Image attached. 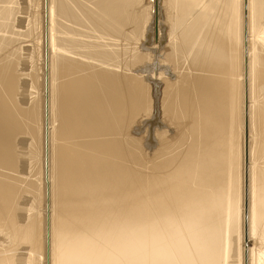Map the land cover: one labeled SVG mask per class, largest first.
I'll list each match as a JSON object with an SVG mask.
<instances>
[{
    "label": "bare ground",
    "instance_id": "6f19581e",
    "mask_svg": "<svg viewBox=\"0 0 264 264\" xmlns=\"http://www.w3.org/2000/svg\"><path fill=\"white\" fill-rule=\"evenodd\" d=\"M238 1L0 0V264H264V0Z\"/></svg>",
    "mask_w": 264,
    "mask_h": 264
},
{
    "label": "rangeland",
    "instance_id": "374dc122",
    "mask_svg": "<svg viewBox=\"0 0 264 264\" xmlns=\"http://www.w3.org/2000/svg\"><path fill=\"white\" fill-rule=\"evenodd\" d=\"M245 1L246 0H244V4H245ZM257 1H259V0H254L253 2H254V5H253V8L252 9H256V5H257ZM239 2V4H243V0H239L238 1ZM36 3H37V5H39L40 4V0H36ZM241 4V5H242ZM243 4V5H244ZM256 4V5H255ZM241 5H239V6H241ZM36 6V5H35ZM48 11H50V10H48ZM48 11H46L47 12V18L49 19L50 18V13H48ZM244 11V12H243ZM243 11H241V12H243L244 14H246V12H247V10H243ZM256 11V10H255ZM147 12V11H146ZM241 12L239 13V16L241 17L240 19H242V21H241V25L243 24V26H241V27H243L242 28V31L243 32H241V33H244V21H243V18H244V14L242 13V15H241ZM38 12H37V16H38ZM43 14V13H42ZM257 14V13H256ZM247 15H248V12H247V14H246V20H247ZM243 17V18H242ZM155 20V19H154ZM247 22V21H246ZM256 23V22H255ZM85 25L88 27V29L91 31V29L93 28V29H95L96 31L98 30L94 25H92V26H94V27H92L91 25H89V24H87V23H85ZM84 25V26H85ZM255 25V24H254ZM254 25H252V27H251V25H247V23H246V28L245 29H247L246 30V34L248 33L249 35H252V31L253 30H255V26ZM167 26V25H166ZM249 26V27H248ZM92 27V28H91ZM249 28H250V30H249ZM98 32V31H97ZM250 32V33H249ZM131 33L132 32H130V36L129 37H131V39L130 40H128L129 42H127L126 44H127V46L129 47V51H128V54L129 55H132V56H134L133 54H138L136 51H138V49L140 50L141 48H142V51H143V49L146 51L147 49V47H148V49L150 48V47H152V48H155V47H153V46H156V49L157 50H155L154 49V51H152L151 52V48H150V59H151V61H150V59H145V58H143V59H140V60H138V61H133V63H135L134 64V66H133V70H135V71H137L138 73H140L142 76H146L145 78H147V80H148V77L150 78V79H152V77H153V79L152 80H155V78L157 77V75H159V74H157V73H159L160 71H162L163 70V68L165 69H167L166 70V72L167 71H169L168 72V74H164V75H168L169 77H171V76H173V75H171L172 73H173V71L171 70H168L169 68L167 67V66H165V63H164V61H163V59H162V56H161V48L163 47V46H160V45H157V42L155 41V39L154 40H152L153 39V37L151 36L152 34H151V32H150V36H147L144 40L143 39H140V37H138V36H136L134 33H132V35H131ZM46 35H47V45H50V40L48 41V38L50 39V36H51V32L50 31H47V33H46ZM242 35V37H243V35L244 34H241ZM134 36H136V37H134ZM133 37V38H132ZM150 37V38H149ZM246 37H247V35H246ZM137 38V39H136ZM43 39H44V31H43ZM141 40V41H140ZM144 42H143V41ZM145 40H147L146 42H145ZM245 40V39H244ZM148 41H150V43L148 42ZM151 41L152 42H154V43H151ZM246 42H248V46H251V44H249V39L248 38H246V40H245ZM250 42H252V40L250 39ZM143 43V44H142ZM148 44V46H147V44ZM29 44V43H28ZM143 46H142V45ZM145 44V45H144ZM150 44L151 45H153V46H150ZM160 47V48H159ZM160 49V50H159ZM160 52H159V51ZM148 52V51H147ZM154 52V53H153ZM155 54V55H154ZM152 55V56H151ZM154 55V56H153ZM155 57V58H154ZM156 57H158V58H156ZM160 57H161V59H160ZM154 59V60H153ZM157 59H158V61H157ZM140 61V62H139ZM142 61V62H141ZM148 61H150V62H148ZM136 62H138V63H136ZM153 62V63H152ZM141 63V64H140ZM159 63V64H158ZM161 64V65H160ZM138 66V67H137ZM140 66V67H139ZM145 66V67H144ZM146 66H148V68L146 67ZM150 66V67H149ZM161 66V68H159ZM163 66V67H162ZM50 67V66H49ZM135 68V69H134ZM159 70H158V69ZM139 69H144V70H139ZM149 69V70H148ZM142 71V72H141ZM144 71V72H143ZM151 71H152V73H151ZM147 72V73H146ZM165 72V73H166ZM172 72V73H171ZM155 73V74H154ZM150 75V76H149ZM155 109V108H154ZM154 109L152 110V113H150V116L149 117H151L152 118V115H156V117L159 115L158 114V112L157 111H154ZM156 110V109H155ZM156 112V113H155ZM148 117V119H147V121L150 119ZM155 120V119H154ZM159 119H158V117H157V121H158ZM155 122H156V120H155ZM158 123H159V125L157 124V125H155L154 126V128H153V136L155 135V133H156V129H155V127L156 128H158V127H160V122L158 121ZM149 127V122L148 123H146V126H144L143 127V130H141V132H143L145 135H146V137L148 136V134H146V133H148V127ZM147 129V130H146ZM44 135V134H43ZM50 142H51V120L49 119V110H48V160L50 159ZM29 140L28 141H26L25 142V144L22 146L23 148H21V150L22 149H27L28 150V146H29ZM42 143H43V136H42ZM26 145V146H25ZM25 147V148H24ZM28 165V164H27ZM26 165V166H27ZM29 168V166L27 167V169ZM249 168H250V164H249V162H248V178H249ZM242 171H244V163H243V166H242ZM49 178V177H48ZM44 179V178H43ZM243 180H244V178H243ZM248 190H249V187H248ZM49 204H50V190H48V207H49ZM45 195H44V202H43V210H44V230H45ZM50 215V212H49V210H48V216ZM247 231V232H246ZM245 232H246V234L245 235H247L248 234V230H246ZM248 236V235H247ZM249 239V238H248ZM44 240H45V237H44ZM50 247H51V243H50V219H49V234H48V249L50 250ZM47 257H48V255H47ZM47 257H46V262H47ZM47 264H50V262L48 263L47 262Z\"/></svg>",
    "mask_w": 264,
    "mask_h": 264
},
{
    "label": "water",
    "instance_id": "95a60500",
    "mask_svg": "<svg viewBox=\"0 0 264 264\" xmlns=\"http://www.w3.org/2000/svg\"><path fill=\"white\" fill-rule=\"evenodd\" d=\"M155 111V109H154ZM156 113V112H155ZM156 122H155V120ZM149 122V128H148V136H147V143L149 146L154 145L155 141H154V136H153V128L155 125L159 124L157 119H156V115H152V118H150V120H148Z\"/></svg>",
    "mask_w": 264,
    "mask_h": 264
}]
</instances>
